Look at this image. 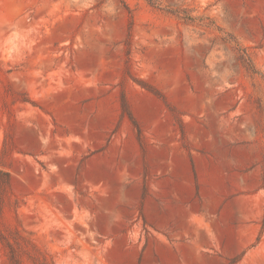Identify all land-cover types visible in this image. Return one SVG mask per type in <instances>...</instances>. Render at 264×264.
Segmentation results:
<instances>
[{"label": "rangeland", "instance_id": "374dc122", "mask_svg": "<svg viewBox=\"0 0 264 264\" xmlns=\"http://www.w3.org/2000/svg\"><path fill=\"white\" fill-rule=\"evenodd\" d=\"M0 169V264H264V0H0Z\"/></svg>", "mask_w": 264, "mask_h": 264}, {"label": "trees", "instance_id": "16d2710c", "mask_svg": "<svg viewBox=\"0 0 264 264\" xmlns=\"http://www.w3.org/2000/svg\"><path fill=\"white\" fill-rule=\"evenodd\" d=\"M251 71L255 74L257 73L256 69L253 66H251ZM143 86H145V85H143ZM145 88H147L151 92H155L150 87H145ZM122 104H123V108H124L127 116L133 122H135L132 115L129 113V111L127 109V103H126L125 99L122 100ZM11 194H12V176L9 172L0 169V217L3 216L5 207L8 204V200L10 199ZM10 235L14 239H15V236H18L19 238H22L23 243L24 242L28 243V241L24 237L21 236V233L19 231H12V232H10ZM0 236H1L0 238H1V241L3 242V244H6L7 246H12L11 242L9 241V239H7V237L5 235H0ZM10 261H11V264H21L19 261V258L17 257V255L14 251L11 252ZM45 264H49V263L47 262Z\"/></svg>", "mask_w": 264, "mask_h": 264}]
</instances>
